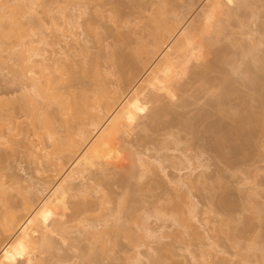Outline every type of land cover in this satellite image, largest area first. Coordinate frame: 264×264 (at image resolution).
I'll return each mask as SVG.
<instances>
[{
    "label": "rangeland",
    "instance_id": "1",
    "mask_svg": "<svg viewBox=\"0 0 264 264\" xmlns=\"http://www.w3.org/2000/svg\"><path fill=\"white\" fill-rule=\"evenodd\" d=\"M9 1L8 7L3 9L8 11L6 17L13 16L12 8L13 13L18 9ZM158 5L168 20H164L166 24L183 21L180 24L182 32L174 27L183 37L179 38L183 45L177 48L178 51L184 48V51L180 50L181 55L177 45L174 46L179 41L175 39L177 31L169 30L168 25V30L173 32L166 31L162 37L157 34L162 39L164 37V43L160 44V40V46L154 45L153 40L159 41L155 33L153 39L151 32L156 29L149 21L151 13L158 19L164 17L160 11L155 15ZM32 7H36L32 15L27 14L26 8L28 19L26 15L24 17V10L23 16L19 15L21 11L15 12L17 19L15 24L12 22L13 26L8 25L13 18H0L5 19L4 24L0 23L3 25L0 26V31H3V35L0 33V182L6 183L2 186L4 189L0 187L6 189L0 192V197L7 200L0 198V202H6L8 206L0 205V243L3 244V248L0 246V264H136L134 258L138 252L143 257L139 264H198L201 261L198 258L205 250V253L215 254L216 259L227 260V264H264V0H33ZM43 7L49 12L44 13ZM61 9H65L68 15L85 9L80 20L84 33L77 38L78 46L71 41L65 47L62 44L67 54L62 56L63 66L50 76L53 80L51 87L58 91L53 89L58 93L53 99L56 104L49 100L45 108L47 115L42 111V116L39 112L47 102L45 105L37 102L38 107L40 104L44 106L33 116L30 102L28 104L33 96L29 94L31 97L27 99L25 90L27 77L22 74V68L20 70L18 61H15L17 56L12 51H17L16 44L26 34L42 33L49 42H54L55 38L59 40L56 30L60 25V15L57 12ZM46 14L56 19L55 24L48 23ZM36 17L39 20L42 17L44 24L48 23L45 28L37 27L39 20ZM182 17L183 20L180 19ZM17 23H20L18 27ZM14 25L16 36L10 30ZM5 27L11 32L3 29ZM19 27L23 30L25 27V33ZM158 29L164 28H157L160 33ZM20 32L25 36L21 40ZM142 44L145 48L141 47ZM5 52H10L9 59L12 56L14 62ZM181 56L186 63L181 61ZM6 58L9 62L5 61ZM259 86L261 91L257 89ZM251 95H255V99ZM57 104L59 107L62 105L61 109ZM74 106L76 110L73 112ZM67 112L74 113V120ZM36 115L41 116L37 119ZM44 115L50 118L49 125L44 123V126ZM94 115L103 120L99 119V126L106 117L110 118L106 133L113 134V138L106 134L109 137L106 140L111 139L112 143L102 141L99 145L94 144L95 147L87 146L86 150L82 145L79 147L81 143L75 134L84 129L89 132L90 139L94 137L96 130L89 124ZM67 120L70 121L67 123ZM6 122L10 124H7L10 133L6 131ZM41 122L42 126L39 125ZM44 132L53 134L52 139L48 136L46 139ZM33 133H39L38 137ZM63 135H67L65 137L69 141L72 139L71 143L73 140L76 143L69 144ZM37 143L48 151L60 149L53 155H50L53 151L48 152V157L55 159V162L51 160L54 164L61 160V165L70 174L62 187L69 184L74 191L85 180L88 187L105 192L104 201L96 200L98 193L83 197L84 205L89 209L83 213L80 194L69 199L62 196L65 201L61 200L60 193L48 197L49 187L45 190L42 181L51 179L52 174L48 170L45 174L42 169L46 170L44 160L50 157L46 159L47 154L44 153L46 157L42 159V155L33 148L37 151L35 153L32 147ZM58 143L65 146H60L61 149ZM75 146L80 148L82 157ZM56 153L60 160L54 157ZM39 155L43 162L39 161ZM133 156L154 165L149 175L143 174L147 179L143 176L140 180V176H136L140 171L138 159H133ZM79 158L85 159V162L82 160L86 170L83 180L76 177L78 168L72 166L75 161L79 162ZM159 159H163L160 166L157 164ZM186 159H189L188 163ZM200 172L203 179L198 176ZM179 177L193 180L190 182L193 187L190 190L186 185L176 187L177 183L173 181ZM171 180L176 184L174 187ZM26 182H42L41 185L35 183L34 190L39 191L34 192L32 200H28L30 196L26 197L30 203L25 202V193L20 198L24 191L18 186L23 187ZM61 188L58 192H64ZM3 194L4 197L1 196ZM97 203L98 209L95 208ZM192 204L195 209H192ZM106 207L110 211L113 209L112 212H105L109 210ZM190 208L196 212L190 213ZM69 209H74V212ZM191 214L196 215V220ZM103 215L109 224L113 223V216L116 219L114 222L118 227L114 223L110 225L114 232L108 222L103 225ZM82 216L88 217L97 229L105 231L106 235H102L99 243H87L84 232L83 237L77 235V230L81 234L83 227L78 223ZM171 217L177 224L174 225ZM181 223L187 226L185 229L188 231ZM158 225L164 227L165 235H162H168L167 239H161L162 242L159 240L162 244L153 241L154 238L148 239L144 233V228L157 229ZM191 226L197 228L194 231L198 236L193 235L195 232L190 234ZM100 243L105 247L99 248ZM208 244L212 245L209 247ZM190 253L196 261L191 260Z\"/></svg>",
    "mask_w": 264,
    "mask_h": 264
},
{
    "label": "bare ground",
    "instance_id": "2",
    "mask_svg": "<svg viewBox=\"0 0 264 264\" xmlns=\"http://www.w3.org/2000/svg\"><path fill=\"white\" fill-rule=\"evenodd\" d=\"M11 1V3L13 2V4H11V6H13L14 5V8H18L16 11H15V9H14V11L15 12H20L21 11V7H23V12H24V17H25V15H26V18H27V14L28 15H32L36 10L34 9V8H36V7H32L33 6V0H10ZM10 1H9V3H10ZM23 2H25L26 4H24ZM160 1H158L157 2V4L159 3ZM7 3V4H6ZM16 5H15V4ZM24 4V5H21V4ZM42 3V2H41ZM156 3V2H155ZM162 3V2H161ZM156 4V5H157ZM20 5H21V7H20ZM25 5H27V7L25 6ZM160 5V4H159ZM158 5V8L160 7ZM10 6V5H9ZM16 6V7H15ZM42 6V5H41ZM6 7H8V0H0V18H2L3 16H5L6 14V12H8L7 10H6V12L4 11L5 10V8ZM28 8L27 9V14L25 13L26 12V8ZM85 7V6H84ZM12 8V7H11ZM19 8H20V10H19ZM46 8V7H45ZM44 7H43V9H45ZM158 8H157V10L155 11V12H157L155 15H158V13H159V11H160V8H159V10H158ZM4 9V10H3ZM9 9V8H8ZM13 9V8H12ZM12 9H11V14H13V16L11 15V16H9L10 17V20L13 18V20L12 21H10L9 23H8V25H10V26H13L12 25V22L15 24V22H16V19L17 18H15L14 17V14H15V12L13 13V11H12ZM42 9V8H41ZM76 9H74V10H72V11H75ZM84 11H85V9H83ZM78 11L77 10V13H76V11H75V13H73L72 15H70V13H69V15L68 14H66L67 12H65L66 10L65 9H61V10H59L57 13L60 15L59 16V20H60V25L58 24L57 25V33H58V36L60 37V39L59 40H57L56 38H55V41L54 42H49V41H47L46 40V37L45 36H43V34L41 33V34H39V35H34V34H32V35H28V34H26V37L25 36H22L21 34V32H23L24 31V33H25V27H24V30L21 28V27H19V29L21 28V30H23V31H21L20 32V35H19V40H21L20 38H22V37H25L22 41H19L17 44H16V47L18 48L17 49V51L15 52V51H12V49L10 50V52L12 51L13 53H15V55L17 56V59H15V61H18L17 63H19V66L18 67H20V70H21V68H22V74L23 75H25V77H27V89L25 88V90H27V92L26 93H28L27 95H28V98L27 99H29V97H31L29 94H31L33 97H31V98H33V99H31V100H28V104H29V102H30V111H31V114L33 115V116H35V114H36V112L37 111H39L40 110V108H42L41 106L44 104L45 105V103H46V105H45V107L44 108H42V109H44V110H40V112H39V114H41L42 113V111H44L43 112V114L46 112V106H48V102H49V100H50V103H54L55 102V104H56V101L55 100H53V99H55V97H57L58 96V93L56 94L55 92L57 91L56 90V88L55 87H51V85L50 84H52V82H53V80H52V77L50 78V76H52L51 74L53 73V72H55V71H58L59 70V68L60 67H62L63 65H61L64 61H62V60H64L63 58H62V56L64 57V55H65V57H66V52L64 51V47L67 45V43L69 42V41H71V42H73V44L74 45H76V46H78V41H77V38H79L80 36H83V28H82V26L81 25H83V24H81L80 23V20H81V16H82V14H84L85 12L84 11ZM10 11V10H9ZM20 12V14L19 15H22L23 16V12ZM34 11V12H33ZM44 11V10H43ZM42 11V12H43ZM162 11V10H161ZM160 11V12H161ZM32 12V13H31ZM48 13L49 12V9H45V11H44V13ZM152 12V11H151ZM165 12V11H164ZM22 13V14H21ZM30 13V14H29ZM43 13V14H44ZM162 13V15L165 17H162V19L161 18H157V17H153L152 15L154 14V13H151L150 14V19H151V21H149V22H151L150 23V25H153V23H154V28L156 29V30H154V32H151L150 33V36L152 35L153 36V39H154V33H155V35H156V37H158V36H160V37H162V33H163V36H164V34H166V31H167V33H172L175 29H179L178 31H180L181 30V26L182 25H180V24H182L183 23V21H182V23H178V22H180V21H178L177 23H178V25H177V23H175V22H171L173 25H172V28H171V23H169L168 22V24H166V22L168 21L167 20V18H166V16L164 15L165 13H163V12H161ZM8 14V13H7ZM39 14V13H38ZM47 15V14H46ZM154 15V16H155ZM159 15H161V14H159ZM48 16V15H47ZM149 16V15H148ZM152 16V17H151ZM8 16L6 17H3V18H5V19H8L9 18ZM35 17V16H34ZM23 18V17H22ZM30 18V17H29ZM33 18V17H32ZM40 18V17H39ZM147 18H149V17H147ZM153 18L155 19H158L157 21L159 22L160 20V24L159 23H157V21H156V19L154 20V21H152L153 20ZM4 19V20H5ZM28 19V18H27ZM37 21L39 20V19H37V17L35 18ZM41 20H39L37 23L39 24H37V27L38 26H40V28H41V26H42V28H45V26L48 24V23H50L51 24V22L53 23V24H55V22H56V19L54 18V17H52V16H48V19H49V21H48V23L47 24H44V21L45 20H42V17L40 18ZM43 19H44V17H43ZM47 19V18H46ZM149 19V20H150ZM166 19V20H165ZM181 20H183V17L182 18H180ZM3 19H1L0 21V23H3L4 24V21ZM163 20V21H162ZM164 20L166 21V22H164ZM178 20V19H177ZM184 20L186 21V18L184 17ZM8 21V20H7ZM24 21V20H23ZM35 20H33V22H34ZM32 22V21H31ZM43 22V23H42ZM20 23H22V21H20ZM20 23H19V25H20ZM26 23H28V22H26ZM155 23H156V25H155ZM163 23V24H162ZM175 23V24H174ZM186 23V22H185ZM5 24H7L6 22H5ZM23 24V23H22ZM21 24V26L23 27L24 26V24L22 25ZM35 24V23H34ZM170 24V25H169ZM17 25V27L19 26L18 25V23L16 24ZM16 25H14L15 27H13V28H11L10 27V30L12 29V32L9 30H7L6 29V27L5 28H3V29H5L6 31H8L9 33L11 32V33H13V29L15 30V28H16ZM148 25H149V23H148ZM160 25V26H159ZM161 25H162V27H161ZM165 27H164V26ZM169 26V30H173V31H169L168 30V26ZM180 25V26H179ZM0 26H3L2 24L0 25ZM84 26V25H83ZM8 27V26H7ZM28 27H30L29 26V24H28ZM151 27V26H150ZM174 27H176L175 29H174ZM178 27V28H177ZM31 28V27H30ZM39 28V27H38ZM41 28V29H42ZM153 28V27H152ZM157 28H161V29H163V30H160V29H158V30H160L161 32L159 33V31H157ZM18 29V28H17ZM86 29V28H85ZM184 29V28H183ZM4 30V31H5ZM31 30H33V28L31 29ZM74 30V31H73ZM79 31V32H77L76 33V31ZM165 30V31H164ZM177 30H175V31H177ZM28 31V30H27ZM86 31V30H85ZM169 31V32H168ZM176 32V36L174 35V34H170V35H174L176 38L175 39H179V38H181V36H180V32H182V31H180V32ZM31 32V31H30ZM156 32H158V33H156ZM0 33L2 34L3 33V31H0ZM4 33H7V32H4ZM8 33V34H9ZM23 33V35H25ZM32 33V32H31ZM33 33H35L34 32V30H33ZM39 33H40V31H39ZM175 33V32H174ZM14 34V33H13ZM13 34H12V36H13ZM18 34H19V31H18ZM30 34V33H29ZM157 34H159L158 36H157ZM180 36V37H178V35ZM3 35V34H2ZM2 35H1V37H2ZM15 35V34H14ZM86 35V34H85ZM169 35V34H168ZM6 36V35H5ZM9 36V35H8ZM12 36H10V37H12ZM16 36V35H15ZM21 36V37H20ZM32 36H35L34 38L32 37ZM18 37V36H17ZM160 37H158V40L157 41H159L158 43L156 42V39L155 40H153V41H155V43H154V45L156 46V44H157V46H158V44L160 43V40H162L161 41V43L160 44H163L164 42H163V40H164V37H163V39L162 38H160ZM167 37V36H166ZM170 37H172V36H170ZM4 38V37H3ZM26 38H27V40H26ZM84 38H86L85 36H84ZM183 38V37H182ZM181 38V39H182ZM87 39V38H86ZM170 39V38H169ZM57 40V41H56ZM81 40L83 41V39L81 38ZM171 40V42H172V40H174V37H173V39L171 38L170 39ZM18 41V40H17ZM81 41V43H83ZM177 42H178V44H175L174 46H176V49L178 48V46H180V45H183V41L182 40H180L179 39V41L177 40ZM174 43V42H173ZM172 43V44H173ZM176 43V42H175ZM180 43V44H179ZM182 43V44H181ZM62 44H63V46H62ZM86 44V43H85ZM160 44H159V46H160ZM1 45V44H0ZM83 46V45H82ZM88 45H86V47H87ZM143 44H142V48H143ZM2 47V46H1ZM4 47V46H3ZM12 47V46H11ZM15 47V48H16ZM54 47V48H53ZM81 47V46H80ZM47 48H51L50 50H47ZM142 48H140L141 50H142ZM144 48H145V46H144ZM6 49V48H5ZM14 49V48H13ZM159 49V51L160 50H162L161 52V54H163V49L162 48H158ZM182 48H180L179 49V51H178V49H177V51H178V54H180L181 55V50ZM184 49V48H183ZM182 49V50H183ZM250 49H252V48H250ZM3 50V49H2ZM65 50H66V48H65ZM80 50V49H79ZM78 50V51H79ZM82 51V53H83V49H81ZM88 50V49H87ZM90 50V49H89ZM4 51V50H3ZM138 51H139V48H138ZM184 51V50H183ZM2 52V51H1ZM9 52V53H10ZM11 52V53H12ZM86 52V51H85ZM256 52V51H255ZM255 52H253V53H255ZM6 53V52H5ZM8 53V54H9ZM79 53V52H78ZM7 54V53H6ZM7 54V56H8V59H9V57H10V55H8ZM256 54V53H255ZM1 55V54H0ZM4 54H2V56H3ZM12 55V54H11ZM82 55V54H81ZM81 55H80V57H81ZM84 55V54H83ZM87 55V54H86ZM6 56V55H5ZM6 56V57H7ZM85 56V55H84ZM84 56H82V57H84ZM178 56V55H177ZM256 56V55H255ZM254 56V57H255ZM15 57V56H14ZM178 57H180V56H178ZM11 58H12V56H11ZM11 58L9 59L10 61H11ZM62 58V59H61ZM181 58H182V60L181 61H183V62H185L184 60H183V57L181 56ZM4 59V58H3ZM8 59L6 58L5 59V61L7 60L8 61ZM13 59V58H12ZM83 59V58H82ZM154 59V58H153ZM253 59V58H252ZM0 60H1V58H0ZM155 60V59H154ZM2 61V60H1ZM0 61V62H1ZM4 61V60H3ZM5 61H4V63H5ZM153 61V60H152ZM157 61V60H156ZM155 61V63H157ZM258 61V60H257ZM9 62V61H8ZM13 62H14V59H13ZM154 62H153V64H155ZM182 63V62H181ZM186 63V62H185ZM6 64V63H5ZM4 64V65H5ZM15 64V63H14ZM1 65H3L2 63H1ZM13 65V64H12ZM16 65V64H15ZM18 65V64H17ZM10 66V65H9ZM10 70H11V68H9ZM61 69V68H60ZM8 70V69H7ZM10 70H8L7 72H9ZM15 70H16V68H15ZM17 70H18V72L20 71L18 68H17ZM16 70V71H17ZM11 71H13V70H11ZM61 71V70H60ZM10 73V72H9ZM13 73H14V71H13ZM21 72H19V74H20ZM62 74V73H61ZM15 75H16V73H15ZM23 77V76H22ZM21 78V77H20ZM263 88H264V86H263ZM53 89L54 90H56V91H53ZM257 89H259V91H261L260 90V86H259V88H257ZM22 91H24V90H22ZM25 92V91H24ZM24 92H23V94H24ZM30 92V93H29ZM58 92V91H57ZM25 93V94H26ZM264 93V92H263ZM57 95V96H56ZM60 95V94H59ZM258 96L257 97H259V94H257ZM261 95H262V92H261ZM24 96V95H23ZM252 96V95H251ZM255 96V95H254ZM254 96H252V97H254ZM25 97H27V96H25ZM256 97V96H255ZM255 97H254V99H255ZM24 98V97H23ZM26 99V98H25ZM26 99V100H27ZM259 99V98H258ZM51 100L52 101H54V102H51ZM25 101V100H24ZM61 101V100H60ZM37 102H43V104H40V106L38 107V105H37ZM59 102V101H58ZM57 102V103H58ZM64 102V101H63ZM50 103H49V105H50ZM66 103V102H65ZM39 104V103H38ZM43 105V106H44ZM65 105V104H64ZM69 105V104H68ZM57 106H58V104H57ZM62 106V105H61ZM60 106V107H61ZM5 107V106H4ZM59 107V106H58ZM59 107V108H60ZM68 107V106H67ZM264 107V106H263ZM3 108V107H2ZM28 108V107H27ZM70 109H71V107H69ZM0 109H1V105H0ZM61 109V108H60ZM62 109L64 110L65 108L64 107H62ZM63 110H61V111H63ZM74 110H76V106H74V109H73V112H74ZM60 111V110H59ZM65 111V110H64ZM27 112H28V110H27ZM71 112H72V110H71ZM71 112H70V114H71ZM68 114H69V112H67ZM63 114V113H62ZM69 114V115H70ZM73 114L74 113H72L70 116L73 118ZM87 114V113H86ZM92 114V113H91ZM29 115V114H28ZM42 115V114H41ZM41 115H39V116H37L36 115V117L35 118H37V117H40ZM45 115H47V113H45ZM45 115H44V117H45ZM66 115V114H65ZM87 115H89V114H87ZM93 115V114H92ZM43 116V115H42ZM95 116V115H94ZM98 117H93L94 119L91 121V123H89L90 125H92V127H93V129L94 130H96V133H95V135H94V137H92L91 139H90V135H88L89 134V132H88V134H87V132H85V130L84 129H81V130H78L77 131V133L75 134L76 136L78 135V138H79V143H81V144H79V147L82 145V147L84 146L85 148L88 146H94V144H101L102 143V141H104L105 143H106V141H108V143L109 144H111L112 142H111V139L113 138L112 136H113V134L111 135L110 134V132H108V133H106L108 130H107V128L109 127V126H107L108 124H110V122H111V120H110V118L109 119H107V117H106V120L104 119V122H103V124L101 125V126H99V124H100V122H99V119L101 120V118H100V116L99 115H97ZM67 117H69L68 115H67ZM30 118H32V117H30ZM47 118V119H46ZM65 118H66V116H65ZM65 118H63V119H65ZM90 118H91V116H90ZM97 118H98V121H97ZM255 118V117H254ZM37 119H39V118H37ZM40 119H42L43 120V118H40ZM70 119V118H69ZM45 120V121H44ZM43 120V124L44 123H46L47 125H49L48 124V120H50V118L48 119V117L46 116L45 117V119ZM66 120V119H65ZM73 120H74V118H73ZM249 120H252L251 118H249ZM255 120L257 121V118H255ZM40 121V120H39ZM47 121V122H46ZM70 121V120H69ZM68 120H67V123L69 122ZM103 120H101V122H102ZM63 122H65V124H66V121H63ZM107 122H108V124H107ZM9 123H10V121H9ZM9 123H7L6 122V125L8 124V125H10ZM52 123V122H51ZM4 124H5V122H4ZM38 124V123H37ZM42 124V122L41 123H39V125H41ZM42 124V125H43ZM5 125V126H6ZM8 125H7V129H6V131H10V129H8L9 127H8ZM41 125V126H42ZM52 126L54 125V124H51ZM68 125H70V124H68ZM4 126V127H5ZM44 126H45V124H44ZM113 127V126H112ZM3 128V127H2ZM34 128V127H33ZM52 128V127H51ZM12 129V128H11ZM50 130V129H49ZM49 130H47V133H48V131ZM7 132V133H10V132ZM36 131V130H35ZM65 131H67L68 132V130H65ZM11 132H12V130H11ZM37 132V131H36ZM35 132V133H36ZM53 132V131H52ZM52 132H50V133H52ZM67 132H66V134H67ZM4 133V132H3ZM6 133V134H7ZM40 133V132H39ZM39 133L38 134H34V135H39ZM43 133V132H42ZM46 132H44V134H45ZM47 133L45 134V135H43V136H45V138L47 137L48 139H52V135L50 134H48L47 135ZM68 133H70V132H68ZM5 134V133H4ZM13 134H15V133H13ZM55 134V133H54ZM106 134H109V137H111V139H108V140H106V138H109V137H107L108 135H106ZM10 135H12V134H10ZM41 135V136H42ZM106 135V136H105ZM111 135V136H110ZM6 136V135H5ZM8 136V135H7ZM35 136V137H36ZM41 136L39 137V139L41 138ZM42 136V138H44ZM64 136V138L65 139H68V138H66L65 136H67V135H63ZM71 136V135H70ZM9 137V136H8ZM14 136H12V138H13ZM38 137V136H37ZM55 137V136H54ZM53 137V138H54ZM69 137V136H68ZM4 140H5V137H2ZM1 138V139H2ZM7 138V137H6ZM9 138H11V137H9ZM46 138V139H47ZM56 138V137H55ZM60 138V137H59ZM62 138V137H61ZM70 138V137H69ZM101 138H103V139H105V140H102ZM36 139V138H35ZM58 139V138H57ZM59 140V139H58ZM72 140V139H71ZM70 140V141H71ZM101 140V141H100ZM6 141H8V140H6ZM5 141V142H6ZM40 142H41V140H39ZM66 141H69V139L68 140H66ZM69 141V144H71L72 145V143L73 142H75L74 140L72 141V143ZM77 141V140H76ZM13 142V141H12ZM58 142V141H57ZM61 142H62V140H61ZM103 142V143H104ZM4 143V142H3ZM34 143V142H33ZM65 143H67V142H64L63 144H65ZM76 143V142H75ZM107 143V144H108ZM11 144V143H10ZM9 144V145H10ZM41 144V143H40ZM59 145V147L61 146V144L62 143H58ZM69 144H68V146H69ZM75 145H77V144H75ZM62 146H65V145H62ZM61 146V147H62ZM6 147V146H5ZM31 147V146H30ZM52 147H54L53 146V144H52ZM60 147V148H61ZM76 147V146H75ZM74 147V148H75ZM77 148L76 150L79 152V150H80V148ZM95 147V146H94ZM35 149V150H37L38 152H39V154L40 155H42L41 156V158L43 159V157L45 158L46 156V159L47 158H49L50 157V155H53L54 153H55V150H57V149H54V151L53 150H50V151H48V150H45V148L44 147H42L41 148V146H39V143H37V145L35 144V146H33L32 147V149ZM44 148V149H43ZM63 148V147H62ZM61 148V149H62ZM69 148V147H68ZM73 148V149H74ZM85 148H84V150H85ZM33 149V150H34ZM79 149V150H78ZM34 150V151H35ZM43 150H45V151H47V152H44ZM60 149L58 148V150L57 151H59ZM86 150H87V148H86ZM33 151V152H34ZM37 151H35V153L37 152ZM53 151V152H52ZM70 151V150H69ZM75 150H73V153H75L74 152ZM83 151V150H82ZM31 152V151H30ZM43 152V154H41ZM48 152H49V154L52 152V154H50L49 155V157H48ZM47 154L46 156H45V154ZM80 153V156L82 155L81 154V152H79ZM78 153V154H79ZM87 153H88V151H87ZM142 153V152H141ZM83 154H86L85 152H83ZM33 155H35V154H33ZM40 155H39V158L38 157H36V160H38V159H40L39 161H41V158H40ZM76 155V154H75ZM137 155V154H136ZM142 155V154H141ZM58 155H57V153H56V156L54 155V157L57 159L58 157H57ZM80 156H77V158L78 157H80ZM83 156V155H82ZM81 156V157H82ZM168 156V155H167ZM167 156H166V158H167ZM171 156V155H170ZM52 157V156H51ZM49 158V159H47V160H44V163L47 165V167H46V170H45V168L44 169H42L44 172L46 171L47 172V170H48V172H50L52 175H51V179H44V180H46V181H42V182H35V183H38L39 185H41V183H42V186H43V184H44V188H45V190H48V189H46L47 187H49V193H50V195H48V197L50 196H54V194L56 195V193H57V195H58V193H60L61 195V200L63 199V201H65L64 200V198H62V196L64 197L65 196V198H67V199H69V198H74V196L76 197V195H78V194H80V195H78V196H81L82 198V202H83V197L85 198H87L88 196H92V195H94L95 193L97 194L98 193V196L96 197V200L98 201V199L99 200H103V196L105 195V192H102V189H99L100 190V192H101V194H99L100 192H99V190H97L96 188H91V187H88V184H86V182L87 181H85L84 180V183H82L80 186H77V187H79L78 189L77 188H75L74 189V191H73V187L72 186H70L69 184H67L66 186L67 187H65V186H63L62 187V184L63 183H66V179L67 178H70L69 176H70V174L68 173V170H67V168L66 167H64L63 165H61V163H60V158L59 159H57V160H60V161H58V163H51L52 161L51 160H53L54 158ZM75 157V156H74ZM136 157V156H135ZM135 157L133 156V159H135ZM145 157H146V155H145ZM38 158V159H37ZM146 158H148V157H146ZM169 158H171V157H169ZM75 160H76V158H74ZM136 159H138V166L137 167H139L138 168V171H140L139 172V174L137 173L136 174V176L138 175V177L140 176V180H141V178L143 179V176L146 174V175H149L150 173H151V171H153V164L150 162V161H148V160H146V159H140V158H138V157H136ZM36 160H34L35 162H36ZM85 160V159H83V158H81V160H80V158H79V162H78V160H77V162L75 161V163L74 164H72V166L73 165H75L74 167L75 168H78V170H77V172H76V174H77V178H78V176H79V178L81 177V179L83 180V173H85L84 171H86L85 170V168H83V166H82V162ZM146 160V161H145ZM46 161V162H45ZM80 161H81V163H80ZM133 161V160H132ZM131 161V162H132ZM135 161V160H134ZM133 161V162H134ZM161 161H163V159L162 160H157V164H158V166H160V164L162 163ZM186 161H187V163L189 162V159H186ZM41 162H43V161H41ZM54 162H55V159H54ZM85 162V161H84ZM83 162V163H84ZM136 162V161H135ZM135 162L133 163V164H135ZM40 163V162H39ZM56 164H58V165H56ZM64 164V163H63ZM65 165V164H64ZM131 165V164H130ZM136 165V164H135ZM82 167V168H79V167ZM127 166V165H126ZM198 166H200V167H202L201 165H199L198 164ZM73 167V168H74ZM130 167V166H129ZM132 167V166H131ZM130 167V168H131ZM195 167V166H194ZM204 167V166H203ZM161 168V167H160ZM199 168V167H198ZM197 168V169H198ZM39 169V168H38ZM201 169V168H200ZM199 169V170H200ZM203 169V168H202ZM127 170V169H126ZM131 170L133 171L134 169H132L131 168ZM204 170V169H203ZM43 171H41L40 170V172H42V173H44ZM128 171V170H127ZM161 171V170H160ZM193 170H191L190 172H189V174L187 175V176H189L190 174H192L191 172H192ZM198 171V170H197ZM201 171V170H200ZM46 172H45V174H46ZM48 172H47V174H48ZM134 172V171H133ZM132 172V173H133ZM142 172V173H141ZM202 172V171H201ZM199 173L198 174V176H201V177H199L200 179L202 178L203 179V177L202 176H204V175H202V173ZM42 173H40V175L42 174ZM129 173V172H128ZM127 173V174H128ZM131 173V172H130ZM162 173V172H161ZM69 174V175H68ZM144 174V175H143ZM156 174V173H155ZM58 175V177H56V178H54L55 176H57ZM130 175V174H129ZM132 175V174H131ZM48 176V175H47ZM54 176V177H53ZM133 177H134V175H132ZM135 176V177H136ZM186 176V175H185ZM184 176V177H185ZM52 177L54 178V179H52ZM131 177V176H130ZM138 177H137V179H138ZM145 177V176H144ZM190 177V176H189ZM47 178V177H46ZM78 178V179H79ZM146 178V177H145ZM154 178V177H153ZM182 179H180V177H179V179H177V180H175V181H173V182H175V183H177V185L176 184H174V183H172V180L170 181L171 182V186L172 187H174L173 185H176V187L177 186H179V185H183V186H185L186 185V189L188 190L189 188H192L193 187V185H191L190 184V182H192L193 180H191L190 181V179H185V178H183V177H181ZM188 178V177H187ZM84 179H85V177H84ZM147 179V178H146ZM155 179V178H154ZM185 179V180H184ZM139 180V179H138ZM199 180V179H198ZM1 181V180H0ZM27 181V180H26ZM152 181H153V179H152ZM156 181V180H155ZM3 183H1L0 182V187H2L3 185H5L6 183L4 182V181H2ZM83 182V181H82ZM141 182V181H140ZM34 182L33 183H29L28 182V184H27V182H26V184H25V186H18L19 187V189H22L24 192H22L21 194H20V198H23V196H24V194L23 193H25V202H29L30 200L29 199H31V197L33 196V194H34V192L35 191H39V190H34V189H36V184H35ZM47 185V186H46ZM64 185V184H63ZM7 186H9V185H7ZM46 186V187H45ZM57 186H60V187H58V189H60L61 187V189H63L64 190V192H58V189H57ZM69 186L71 187V188H69ZM192 186V187H191ZM167 187V186H166ZM172 187H171V189H172ZM175 187V188H176ZM180 187V186H179ZM3 189H4V187H2ZM184 188V187H183ZM3 189H0L1 191V193H3L2 191H6V189L5 190H3ZM168 189V188H167ZM170 190V189H169ZM175 189H173V191H174ZM178 190V189H177ZM190 190V189H189ZM176 191V190H175ZM41 192V191H40ZM51 192H52V194H51ZM0 193V194H1ZM5 193V192H4ZM62 193H63V195H62ZM64 193L66 194V195H64ZM104 193V194H103ZM23 194V195H22ZM26 194H27V196H26ZM36 194V193H35ZM182 194V196H185V194L184 193H181ZM184 194V195H183ZM4 195L5 194H3V195H1V196H3L4 197ZM68 195V196H67ZM30 196V197H29ZM34 196H36V195H34ZM96 196V195H95ZM100 196H101V198H100ZM187 196V195H186ZM26 197H29L28 198V200L29 201H26ZM55 197V196H54ZM57 197V196H56ZM69 197V198H68ZM1 199H2V197H0ZM5 198V200L4 199H2L3 201H7L6 200V197H4ZM35 198V197H34ZM89 198V197H88ZM98 198V199H97ZM193 198V197H192ZM1 199H0V201H1ZM59 199H60V197H59ZM66 199V200H67ZM182 199V201H183V197L181 198ZM32 200V199H31ZM101 200V201H102ZM250 200V199H249ZM249 200H247V201H249ZM100 201V202H101ZM104 201V200H103ZM106 201V200H105ZM99 202V203H100ZM108 202V201H107ZM4 202H0V205L1 206H5L6 207V202L3 204ZM30 203V202H29ZM31 203H32V201H31ZM103 203V202H102ZM194 203V202H193ZM85 204V202H83V204H81V206H83ZM191 204V203H190ZM30 205H32V204H30ZM86 205V204H85ZM84 205V206H85ZM102 205V204H101ZM81 207V210H82V212L84 213L85 212V210H87L88 208H87V206H85V207ZM104 206V205H103ZM118 206V205H117ZM187 206V205H186ZM8 207V206H7ZM6 207V208H7ZM32 207V206H31ZM30 207V208H31ZM98 203H97V207L95 206V208H97L98 209ZM119 207L120 206H118V209H119ZM124 207V206H123ZM189 207H190V205H189ZM191 207H192V209H195L194 207V205L192 204L191 205ZM5 208V209H6ZM57 208V207H56ZM82 208H85V209H82ZM122 208V207H121ZM177 208H178V205H177ZM179 208H180V205H179ZM32 209V208H31ZM97 209L96 210H94V211H97ZM100 209V208H99ZM101 209H102V207H101ZM106 209H109V208H107L106 207ZM189 209V208H188ZM187 209V210H188ZM191 209V208H190ZM191 209V211H190V213H192V211H193V213H195L196 211L195 210H192ZM70 211H72L71 209H69ZM81 210H80V212L79 213H81ZM84 210V211H83ZM112 210L113 209H111V211H110V209L109 210H104L105 212H112ZM32 211V210H31ZM87 211H89V209L87 210ZM86 211V212H87ZM121 210H119V212H120ZM72 212H74V209H73V211ZM100 212V214H101V212H102V210L101 211H99ZM109 212V213H110ZM118 211H113V213H119ZM59 213V212H58ZM71 213V212H70ZM79 213H77L78 214V216H79ZM189 213V214H190ZM192 213V214H193ZM76 214V215H77ZM105 214H108V213H105ZM116 214H115V218H116ZM191 214V217H192V219H195V217H196V215L194 214V215H192ZM109 215H112V214H109ZM108 215V216H109ZM101 216V215H100ZM107 216V215H106ZM181 216V215H180ZM77 217V216H76ZM105 216L103 215L102 216V218H104ZM110 217H112V216H110ZM119 216L117 215V219H119L118 218ZM174 217V216H173ZM178 217H179V214H178ZM101 218V217H100ZM108 218V217H107ZM114 220H116L115 218H114V216L112 217ZM112 218H111V220H112ZM175 218V217H174ZM181 218V217H180ZM77 219H79V218H76V220ZM80 219L81 220H79V222L78 223H82L81 225L83 226L82 227V229H81V234L80 233H78V230H77V235H81V237H83L82 236V234H83V232H84V236H85V239L87 240V243L88 242H93V241H98V243H99V241H101V238L103 237L102 235H106V233H105V231L104 230H102V229H97V225H94V224H92V222L90 221V220H88V217H85V216H82V217H80ZM109 219V218H108ZM171 219H172V217H171ZM185 220L186 218H182V220ZM99 220V219H98ZM114 220H113V223L115 224V222H114ZM188 220V219H187ZM196 220V219H195ZM78 221V220H77ZM97 221V220H96ZM172 221H173V223H174V221H176V219L174 220V219H172ZM178 221H180V220H178ZM104 222H105V224H106V222H108V221H106L105 220V218H104V221H102V223H103V225H104ZM112 222V221H111ZM181 222H183V221H181ZM97 222H95V224H96ZM100 223V222H99ZM113 223H111V224H109V222L107 223V224H109L108 226H110V225H112ZM176 223V222H175ZM175 223H174V225H175ZM183 223H185V222H183ZM183 223H181V225H184V226H182V229H183V227H184V230L185 231H188L187 229V226L188 225H190L189 223H187V221H186V223L185 224H187V226L185 225V224H183ZM177 224V223H176ZM100 226H101V224H99ZM102 225V226H103ZM116 225V224H115ZM108 226H106L105 225V227H108ZM113 226V225H112ZM117 226V225H116ZM165 226V225H164ZM172 226V225H171ZM111 227V226H110ZM118 227V226H117ZM117 227H116V230H117ZM166 227V226H165ZM181 227V226H180ZM190 227V226H189ZM192 227V226H191ZM109 228V227H108ZM112 228V230H113V227H111ZM168 227H166V229H167ZM185 228H187V229H185ZM110 229V228H109ZM109 229H108V231H109ZM190 229V228H189ZM191 229H193V230H190V231H192V233H190V234H193L195 231L194 230H196L195 228H191ZM96 230V231H95ZM97 230L98 231H100V232H97ZM111 230V231H112ZM115 230V229H114ZM114 230H113V232H114ZM164 230V227H163V225L162 226H157V229H148V228H144V233H145V237H148V239H151V240H153V238H154V240L153 241H161L162 242V240L161 239H163L164 240V237L167 239V237L166 236H168L167 234H166V236H163V235H165L164 233H165V230ZM167 231V230H166ZM80 232V231H79ZM107 232V231H106ZM110 232V231H109ZM109 232H108V234H109ZM116 232V231H115ZM117 232H118V230H117ZM156 232H159V233H156ZM164 232V233H163ZM196 233V234H195ZM193 235H195V236H198V233L197 232H195ZM115 234V233H114ZM163 234V235H162ZM179 234V233H178ZM113 235V234H112ZM194 236V237H195ZM79 237V236H78ZM77 238V237H76ZM170 238V237H169ZM197 238V237H196ZM78 239V238H77ZM84 239V238H83ZM84 239V240H85ZM156 239V240H155ZM165 239V240H166ZM103 240V239H102ZM159 241V242H160ZM160 242V244H162ZM93 243H95V242H93ZM92 243V244H93ZM153 243V242H152ZM1 245V247L3 248V244L2 243H0ZM86 244V243H85ZM90 244V243H89ZM159 244V243H158ZM159 244V245H160ZM164 244V243H163ZM95 245V244H94ZM212 244H208V246L210 247ZM86 246H88V245H86ZM101 246H103V244L101 245V243H100V247L99 248H101ZM1 247H0V252H1ZM89 247V246H88ZM87 247V248H88ZM91 247H92V245H91ZM94 247V246H93ZM103 247H105V246H103ZM151 247V246H150ZM152 248V247H151ZM90 250H91V248H89ZM88 249V250H89ZM103 249V248H102ZM148 249L150 250V248L148 247ZM153 249V248H152ZM158 249V248H157ZM154 251V250H153ZM158 251V250H157ZM206 251V250H205ZM205 251H203L204 253H202L201 252V254H200V256L201 257H199L198 259H200L201 261H199V263L198 264H227V260L225 261V259H222V258H219V259H216V256H215V254L214 255H211L210 253H209V251H207V253H205ZM141 253H136V256H135V258H134V263H136L137 264V262H138V264L140 263V261L142 260V255H140ZM191 254V253H190ZM142 257V258H141ZM147 257V256H146ZM191 260H193V261H196L195 259H194V257H193V255L191 254ZM216 259V260H215ZM140 260V261H139ZM149 260V259H148ZM147 260V258H146V261H148ZM198 261V260H197ZM238 262V261H237ZM146 263H149V262H146ZM240 264H241V262H239ZM144 264V263H143Z\"/></svg>",
    "mask_w": 264,
    "mask_h": 264
}]
</instances>
